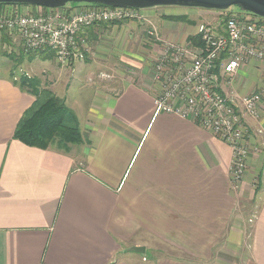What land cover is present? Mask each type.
Listing matches in <instances>:
<instances>
[{
    "label": "crops",
    "instance_id": "crops-1",
    "mask_svg": "<svg viewBox=\"0 0 264 264\" xmlns=\"http://www.w3.org/2000/svg\"><path fill=\"white\" fill-rule=\"evenodd\" d=\"M36 11L34 5L0 4V17ZM216 11L212 23L223 15ZM175 17L183 16L153 7L137 19L83 28L80 36L93 44L91 61L109 67L117 60L135 75L117 68L110 83L96 74L85 111L69 107L82 141L66 150L13 138L34 96L11 78L10 57L0 60V264H264V112L244 117L250 154L237 194L230 147L190 119L155 112L158 85L151 69L142 68L143 46H159L151 44L150 29L160 42L186 45L199 22L186 27ZM5 34L0 28L2 48L10 43ZM32 62L20 71L57 89L52 66L42 67L41 81ZM259 81L249 62L232 87L246 94ZM252 199L259 208L246 253L248 224L239 204Z\"/></svg>",
    "mask_w": 264,
    "mask_h": 264
},
{
    "label": "built area",
    "instance_id": "built-area-1",
    "mask_svg": "<svg viewBox=\"0 0 264 264\" xmlns=\"http://www.w3.org/2000/svg\"><path fill=\"white\" fill-rule=\"evenodd\" d=\"M36 7L33 13L0 17V28L19 37L24 53H51L61 66L83 60L88 50L87 39L79 34L83 28L141 17V9L100 4ZM149 34L154 35L152 30ZM195 34L199 45L188 49L168 43L156 59L151 71L158 83L153 95L155 112L190 119L227 144L230 183L236 192L248 154L244 117L258 118L264 112V18L231 10L216 23L199 22ZM188 55L191 58L185 59ZM249 62L256 64L259 85L240 94L232 85Z\"/></svg>",
    "mask_w": 264,
    "mask_h": 264
},
{
    "label": "rangeland",
    "instance_id": "rangeland-1",
    "mask_svg": "<svg viewBox=\"0 0 264 264\" xmlns=\"http://www.w3.org/2000/svg\"><path fill=\"white\" fill-rule=\"evenodd\" d=\"M72 4V3H69ZM76 4V3H74ZM68 5V4H67ZM164 11L170 13V16H183L185 17L183 21L184 26L186 27H193L197 22H210L211 20H214V17L212 13H217L218 11L216 10H209V9H203V8H181V7H174V6H165V7H160ZM172 9V10H171ZM231 10L235 12H240L239 8L237 7H232L229 10H224L221 13L227 14ZM221 11V10H219ZM172 13H176V15H172ZM141 14V12H140ZM121 21H116L117 22H122ZM109 23H114V22H109ZM87 28V27H85ZM84 28V29H85ZM82 29V30H84ZM151 30V29H150ZM89 32V30H88ZM8 39H10V43L8 46L5 48H2L0 46V60L1 61H6V54H13V56L20 57L23 56L19 61V65L17 66L15 70V75H18L21 71L20 68L28 67V63L30 62V59L33 60L31 64V68L37 73V75L41 78L42 81V76L40 70L42 69L43 66H48L51 65L52 69L49 71H52L54 75H57L55 77V87L57 89H53L56 94L59 97H62L65 100V103L68 107L74 108L76 112L82 113L83 110L82 108L87 106L89 101L91 100V95L94 93L96 90L95 88L98 86V80L103 79L108 82H113L116 79L117 75V70H123L126 76H134L135 75V69L132 68L130 65H125L121 64L120 62H117V60L113 61L110 60V65L109 67L105 66L104 64L101 63V61L98 60L91 61L89 56L91 55L92 52V45L88 43V50L85 51V56L83 60L78 61L84 63V68L82 67V63L76 62L74 66L69 65V66H61V64H58L55 60V56L52 54H41L42 52H33L35 55L33 57H27L26 53L24 54L21 45H20V40L19 37L15 34H5ZM149 35V33H148ZM152 37L153 43L151 44H157L159 45L158 47H149V46H143L146 47V50L143 49V57H142V68L150 70V75L152 78V64L154 65L156 59L160 55V53L164 50L165 46L168 43H173V42H168V41H163L160 42L158 41V37L156 38L155 36L150 35ZM190 37V35H189ZM155 39V40H154ZM101 40V39H100ZM155 42V43H154ZM181 46V45H180ZM186 48L191 49L192 46L190 42H188L186 45H184ZM191 46V47H190ZM190 59L191 55H188L185 57V59ZM8 63V62H6ZM10 68L14 67L13 62H9ZM130 66V67H129ZM55 67V69H54ZM80 68V69H79ZM118 68V69H117ZM59 70V71H58ZM72 70V71H71ZM47 69L43 71L42 74H45L46 77L49 79V72ZM76 71V72H75ZM11 72V70H10ZM67 72V75H66ZM87 74V76H86ZM96 74L98 75V80L96 78ZM149 76V75H148ZM114 79V80H113ZM153 80V79H152ZM153 83L158 84L155 80H153ZM41 85L43 83L41 82ZM40 85V86H41ZM48 87V86H47ZM50 88V87H49ZM76 102V103H75ZM70 108V109H71ZM73 111V110H72ZM162 111H159V113ZM76 115V114H75ZM247 138V135H246ZM247 140V139H246ZM248 147V154H247V159L250 154L249 152V146ZM256 151V150H255ZM257 152V151H256ZM248 163V160H247ZM246 163L245 170H243V179L247 173L248 165ZM243 182V180H242ZM258 184L257 179L254 180L253 186L256 187ZM241 191V185L236 191V193H240ZM247 199V198H245ZM240 212H243L244 216V225L248 224V235H247V243L245 245V250L246 253L248 251V247L250 244V225L251 220L253 218V215L256 214L258 208H259V203L252 199L249 201H243L240 204Z\"/></svg>",
    "mask_w": 264,
    "mask_h": 264
},
{
    "label": "trees",
    "instance_id": "trees-1",
    "mask_svg": "<svg viewBox=\"0 0 264 264\" xmlns=\"http://www.w3.org/2000/svg\"><path fill=\"white\" fill-rule=\"evenodd\" d=\"M175 18L185 19V17ZM188 42L194 46L199 45L196 35L188 37ZM46 54L52 55L48 52ZM34 55L33 52L26 53L29 58ZM6 56L14 63V67L10 69L11 78L21 89L34 96L33 103L17 122L13 138L41 149L55 146L66 150L69 144H79L82 141L79 121L75 113L66 105L65 100L51 89L41 87L37 77L28 76L23 72L17 76L14 74L23 56L15 57L11 53Z\"/></svg>",
    "mask_w": 264,
    "mask_h": 264
},
{
    "label": "water",
    "instance_id": "water-1",
    "mask_svg": "<svg viewBox=\"0 0 264 264\" xmlns=\"http://www.w3.org/2000/svg\"><path fill=\"white\" fill-rule=\"evenodd\" d=\"M0 3L36 5L53 8L63 7L69 3L100 4L111 7H131L137 9L174 6L221 11L237 7L242 12H249L264 18V0H0ZM130 250L143 253L145 249L143 247L133 246Z\"/></svg>",
    "mask_w": 264,
    "mask_h": 264
},
{
    "label": "flooded vegetation",
    "instance_id": "flooded-vegetation-1",
    "mask_svg": "<svg viewBox=\"0 0 264 264\" xmlns=\"http://www.w3.org/2000/svg\"><path fill=\"white\" fill-rule=\"evenodd\" d=\"M142 10V9H141Z\"/></svg>",
    "mask_w": 264,
    "mask_h": 264
}]
</instances>
